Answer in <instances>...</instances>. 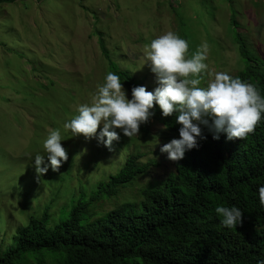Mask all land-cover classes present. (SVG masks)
Segmentation results:
<instances>
[{"label":"rangeland","instance_id":"rangeland-1","mask_svg":"<svg viewBox=\"0 0 264 264\" xmlns=\"http://www.w3.org/2000/svg\"><path fill=\"white\" fill-rule=\"evenodd\" d=\"M233 19L247 50L264 60V0L0 4V248L12 244L29 215L52 208V216L59 211L61 217L63 206L70 209L83 194H92L95 184L107 181L131 156L156 166L116 196L88 209L90 225L123 206H138L143 189L162 185L176 171L178 161L169 160L160 148L179 137L160 124H153L148 137L140 131L131 138L121 133L118 141L123 148L118 152L95 138L64 130L63 125L78 114V106L91 104L104 83L109 65L102 43L122 70L143 78V86L152 91L158 85L146 45L173 31L188 42L190 57L206 42L208 68L200 74L201 85L206 86L216 72L232 75L243 68ZM53 129L61 130L68 159L58 171L49 168L37 176L33 159L46 154L43 142Z\"/></svg>","mask_w":264,"mask_h":264},{"label":"trees","instance_id":"trees-1","mask_svg":"<svg viewBox=\"0 0 264 264\" xmlns=\"http://www.w3.org/2000/svg\"><path fill=\"white\" fill-rule=\"evenodd\" d=\"M232 25L244 64L232 76L254 85L264 97V60L247 50L234 19ZM101 46L109 71L130 93L144 85L143 78L122 70ZM153 111L140 132L148 137L153 124H160L179 137L175 116L163 117L158 106ZM202 132L198 146L186 151L162 185L141 191L138 206H123L89 224L87 210L96 202L116 196L156 166L131 156L107 181L95 184L92 194H83L70 209L63 206L61 217L59 211L52 216L48 207L29 215L12 244L0 248V264H257L264 259V206L258 194L264 186V118L245 139L229 140L224 133L216 139L203 126ZM122 148L119 141L107 147L112 152ZM221 205L241 209L242 223L223 226L215 212Z\"/></svg>","mask_w":264,"mask_h":264},{"label":"clouds","instance_id":"clouds-1","mask_svg":"<svg viewBox=\"0 0 264 264\" xmlns=\"http://www.w3.org/2000/svg\"><path fill=\"white\" fill-rule=\"evenodd\" d=\"M188 48V42L173 31L153 39L145 46V54L158 86L152 91L145 86L133 87L129 98L120 76L108 71L91 104L79 105L78 114L63 125L64 130L110 147L121 133L128 138L138 136L140 126L158 106L163 117L174 115L180 126L179 138L160 148L171 161L183 159L186 151L198 146L204 138L202 126L216 133V139L219 133L229 140L245 139L264 118V97L254 85L227 72H216L214 79L200 86V74L208 68V45L202 43L190 57ZM62 141L60 129L49 131L43 142L46 154L35 155L32 162L37 176H43L49 168L58 171L67 161ZM258 194L264 206V186L258 188ZM215 212L227 228L242 223L243 212L236 206H217ZM257 264H264V259H258Z\"/></svg>","mask_w":264,"mask_h":264}]
</instances>
